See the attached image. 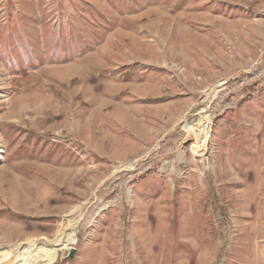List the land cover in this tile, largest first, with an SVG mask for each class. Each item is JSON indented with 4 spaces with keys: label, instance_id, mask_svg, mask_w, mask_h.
<instances>
[{
    "label": "rangeland",
    "instance_id": "obj_1",
    "mask_svg": "<svg viewBox=\"0 0 264 264\" xmlns=\"http://www.w3.org/2000/svg\"><path fill=\"white\" fill-rule=\"evenodd\" d=\"M45 241L264 264V0H0V254Z\"/></svg>",
    "mask_w": 264,
    "mask_h": 264
},
{
    "label": "bare ground",
    "instance_id": "obj_2",
    "mask_svg": "<svg viewBox=\"0 0 264 264\" xmlns=\"http://www.w3.org/2000/svg\"><path fill=\"white\" fill-rule=\"evenodd\" d=\"M77 237L73 231H69L65 236L56 241V247L61 245L74 246ZM61 252L60 249L51 251L47 241L41 243H28L21 245L11 258H4L0 254V264H54L57 262Z\"/></svg>",
    "mask_w": 264,
    "mask_h": 264
},
{
    "label": "water",
    "instance_id": "obj_3",
    "mask_svg": "<svg viewBox=\"0 0 264 264\" xmlns=\"http://www.w3.org/2000/svg\"><path fill=\"white\" fill-rule=\"evenodd\" d=\"M75 253H76V249L72 248L71 251H70L69 257L73 258L75 256Z\"/></svg>",
    "mask_w": 264,
    "mask_h": 264
}]
</instances>
